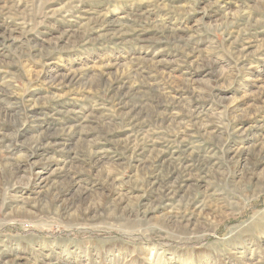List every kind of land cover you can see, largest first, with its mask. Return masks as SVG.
<instances>
[{
  "label": "rangeland",
  "instance_id": "374dc122",
  "mask_svg": "<svg viewBox=\"0 0 264 264\" xmlns=\"http://www.w3.org/2000/svg\"><path fill=\"white\" fill-rule=\"evenodd\" d=\"M0 264H264V0H0Z\"/></svg>",
  "mask_w": 264,
  "mask_h": 264
}]
</instances>
